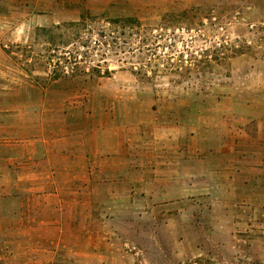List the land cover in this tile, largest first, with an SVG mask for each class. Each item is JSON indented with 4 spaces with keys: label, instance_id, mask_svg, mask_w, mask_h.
Returning a JSON list of instances; mask_svg holds the SVG:
<instances>
[{
    "label": "crops",
    "instance_id": "obj_1",
    "mask_svg": "<svg viewBox=\"0 0 264 264\" xmlns=\"http://www.w3.org/2000/svg\"><path fill=\"white\" fill-rule=\"evenodd\" d=\"M248 77L167 95L136 121L98 106L76 134L22 124L0 99V264H109L129 254L118 217L159 220L192 197L264 226V87L258 67Z\"/></svg>",
    "mask_w": 264,
    "mask_h": 264
},
{
    "label": "rangeland",
    "instance_id": "obj_2",
    "mask_svg": "<svg viewBox=\"0 0 264 264\" xmlns=\"http://www.w3.org/2000/svg\"><path fill=\"white\" fill-rule=\"evenodd\" d=\"M253 67L264 87V0H0V99L21 105L22 124L76 134L112 102L136 121L167 95L252 78ZM222 210L192 197L159 220L118 217L129 254L109 264H264V226Z\"/></svg>",
    "mask_w": 264,
    "mask_h": 264
}]
</instances>
